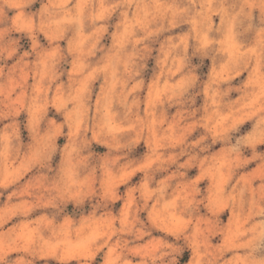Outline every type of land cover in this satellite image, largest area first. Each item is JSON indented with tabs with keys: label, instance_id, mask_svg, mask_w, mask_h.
I'll return each mask as SVG.
<instances>
[{
	"label": "clouds",
	"instance_id": "clouds-1",
	"mask_svg": "<svg viewBox=\"0 0 264 264\" xmlns=\"http://www.w3.org/2000/svg\"><path fill=\"white\" fill-rule=\"evenodd\" d=\"M0 264H264V0H0Z\"/></svg>",
	"mask_w": 264,
	"mask_h": 264
}]
</instances>
